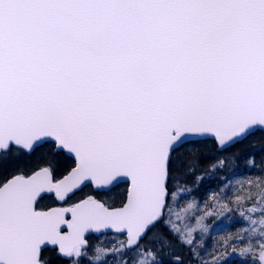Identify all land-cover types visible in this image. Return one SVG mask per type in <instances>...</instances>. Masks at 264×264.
I'll list each match as a JSON object with an SVG mask.
<instances>
[{"label": "snow or ice", "instance_id": "obj_1", "mask_svg": "<svg viewBox=\"0 0 264 264\" xmlns=\"http://www.w3.org/2000/svg\"><path fill=\"white\" fill-rule=\"evenodd\" d=\"M233 256L264 264V0H0V264Z\"/></svg>", "mask_w": 264, "mask_h": 264}, {"label": "trees", "instance_id": "obj_2", "mask_svg": "<svg viewBox=\"0 0 264 264\" xmlns=\"http://www.w3.org/2000/svg\"><path fill=\"white\" fill-rule=\"evenodd\" d=\"M257 148L259 149L260 141H256ZM256 161L255 168H247L245 166L244 161H237L234 165L227 169L221 170H212L210 167L207 172H201L199 175H203L204 179L200 181L199 185L189 183L187 185L188 188L191 189L190 192L183 193L182 195V202L183 205L187 204L191 200H199L203 203L208 201L209 204L211 201L209 197L212 192L219 191L221 188L224 187V182L226 180H230L233 183L237 179H241L245 176L253 175L258 168L260 167L262 157L259 152L253 153L252 157ZM214 218H209L208 223L211 225L210 231L206 234L204 238V248L207 251L211 252L214 245L217 244L219 241L220 236L226 235L228 232H235L239 228L246 227V222L239 217L238 213H233L230 215V218L224 219L221 218L219 220H215L213 223ZM245 224L244 226H240L241 223ZM123 239V237H120ZM94 244L101 243L102 246L111 247V244L115 242L114 234H107L106 236L100 235L98 239H93L92 241ZM185 254H187L185 252ZM243 258L240 256H233L229 262V264H242Z\"/></svg>", "mask_w": 264, "mask_h": 264}, {"label": "rangeland", "instance_id": "obj_3", "mask_svg": "<svg viewBox=\"0 0 264 264\" xmlns=\"http://www.w3.org/2000/svg\"><path fill=\"white\" fill-rule=\"evenodd\" d=\"M119 191H123V187H121V189H119ZM195 200V199H194ZM192 201V200H191ZM197 202H198V204H199V206L201 207V208H203V203L201 202V201H199V200H196ZM179 206L180 207H183L184 205H183V202H182V198L179 200ZM245 224H243V222L241 223V225L240 226H244Z\"/></svg>", "mask_w": 264, "mask_h": 264}, {"label": "water", "instance_id": "obj_4", "mask_svg": "<svg viewBox=\"0 0 264 264\" xmlns=\"http://www.w3.org/2000/svg\"><path fill=\"white\" fill-rule=\"evenodd\" d=\"M109 234H111V233H109Z\"/></svg>", "mask_w": 264, "mask_h": 264}]
</instances>
